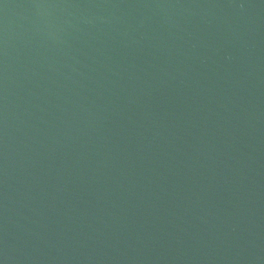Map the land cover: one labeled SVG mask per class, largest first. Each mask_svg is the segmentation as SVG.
I'll use <instances>...</instances> for the list:
<instances>
[{
  "label": "water",
  "instance_id": "water-1",
  "mask_svg": "<svg viewBox=\"0 0 264 264\" xmlns=\"http://www.w3.org/2000/svg\"><path fill=\"white\" fill-rule=\"evenodd\" d=\"M0 264H264V0H0Z\"/></svg>",
  "mask_w": 264,
  "mask_h": 264
}]
</instances>
